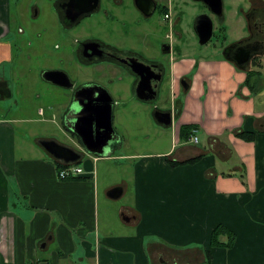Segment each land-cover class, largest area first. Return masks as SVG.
Instances as JSON below:
<instances>
[{
  "label": "crops",
  "instance_id": "obj_1",
  "mask_svg": "<svg viewBox=\"0 0 264 264\" xmlns=\"http://www.w3.org/2000/svg\"><path fill=\"white\" fill-rule=\"evenodd\" d=\"M249 7L236 0L229 15L238 24L245 21L246 32ZM163 11L174 14L181 44L196 50L197 33L185 34L171 4ZM13 20L8 0H0V100L18 92L23 96L5 73ZM218 20L227 27L225 14ZM166 36L172 38L171 30ZM171 51L170 72L165 70L155 97L166 79L170 96L155 108L171 111L172 122L155 118L162 130L154 140L162 148L155 153L118 154L120 139L105 155L77 143L85 151L79 163L83 173L61 179L57 161L37 140L58 138L39 135L47 124L75 138L64 123L73 89L49 82L54 88L46 90L50 98L38 104V116L11 117L1 105L0 264H204L206 252L213 264H264V53L239 68L220 48L215 54L175 56L173 45ZM97 79L115 101L116 129L120 114L141 105L151 108L154 99L136 98L131 72L101 73ZM120 166L125 175L115 177ZM116 186L123 188L121 197L130 192V205H118L107 195ZM220 224L235 234L233 247L211 245Z\"/></svg>",
  "mask_w": 264,
  "mask_h": 264
},
{
  "label": "rangeland",
  "instance_id": "obj_2",
  "mask_svg": "<svg viewBox=\"0 0 264 264\" xmlns=\"http://www.w3.org/2000/svg\"><path fill=\"white\" fill-rule=\"evenodd\" d=\"M235 1L223 0L224 14L228 18L227 27L223 29L218 18L214 14L211 15L214 21L213 38L207 44L200 45L192 37L194 47H197L196 50H193L181 44L177 28L172 33V17L175 16L170 13L172 14L171 20L166 18L163 7L171 4L174 7V13H179L178 18L180 19V23H183L186 29L185 34H192L196 37L194 24L197 16L199 17L202 13H209V8L203 2L195 0H158L159 9L151 16H145L135 5L129 6L128 4H123L119 6V4L115 3L114 12L117 14L116 17L118 19L116 20L115 17L114 21H108L103 16L102 11L105 7L110 6V0H104L100 11L96 12L94 16L105 19L106 24L98 25L95 21L98 18L89 17L78 26L64 29L57 23V16L54 14L51 0H8L11 5L12 19L14 20L11 26L12 32L6 39L12 46V52L10 59L5 62V73L9 84L14 88L23 89V96L18 92L13 93V95L8 96L6 99L4 98V100H0V115L3 113L2 110L6 108L11 117L14 115H20L21 117L38 116L36 115L38 114V104L49 99L50 96L47 95L46 90L51 87L54 88V85L43 80L41 76L43 69L45 67L57 68L61 66L62 64L60 62L65 58V55L59 54V51L65 47V42L67 45H70L71 43H76V40L86 35L92 34L103 37L106 41L117 43L126 49L132 48L137 51H142L148 58L162 63H168V73L170 72L168 68L169 63H171V54L164 51V45L166 44L175 46V56L181 55V53L196 55L202 50L204 54H206L205 52L215 54L213 52L214 48H220L223 51L228 44L236 41L239 42V40H242L248 35V31L246 32V29L243 30L245 21L238 24L230 19L231 5ZM237 1L242 4L244 9H248L250 0ZM38 6L41 9L39 14L37 13ZM180 23L178 27L179 31L181 30ZM116 28L119 30L118 33L114 32ZM169 28L172 33V38L166 37V34L170 33ZM62 37L65 38L64 41ZM41 42L43 46L40 44ZM180 48L181 50H179ZM198 48L200 50H197ZM123 70L126 72L127 69ZM124 76L127 79L128 73L124 74ZM124 84H121L120 88L123 89ZM28 87L31 89L29 91L30 96L26 98L25 90ZM168 96H170V88L169 81L166 79L162 83L160 97L155 98L149 103L151 108H145L143 105L136 106L134 109H130L128 113H123L119 117H116L117 123L119 120V123L116 124L117 129L114 121L112 125H114L116 131H120V134L118 133L120 135L119 139L121 142H124L123 147L114 150L116 153L123 154L125 151L155 153L160 151L162 145L154 142L157 137H160V133L162 132L160 129L161 125L156 123L155 120V104H161V100L164 103V101L168 100ZM17 100L19 103H17ZM60 119L61 115L58 117V120ZM155 124L159 126L157 127ZM43 126L45 125L40 124L38 128ZM39 133L40 136L55 135L58 138L52 139L77 147L76 138L72 139V137L63 135L54 126L47 124L43 131L39 129ZM114 175L115 177H122L125 175V172L120 166L115 169ZM108 177H112V172L108 173ZM129 202L130 192L114 200V203L118 205H130L131 203Z\"/></svg>",
  "mask_w": 264,
  "mask_h": 264
},
{
  "label": "water",
  "instance_id": "obj_3",
  "mask_svg": "<svg viewBox=\"0 0 264 264\" xmlns=\"http://www.w3.org/2000/svg\"><path fill=\"white\" fill-rule=\"evenodd\" d=\"M203 2L217 18L224 16L223 0H195ZM135 6L145 14L151 16L157 9L155 0H135ZM99 5V0H69L67 2L66 23L72 24L81 16L92 13ZM209 13H202L197 16L194 24L195 31L201 45L207 44L214 33V21ZM172 47L168 44L165 52L172 53ZM254 50L248 46H238L234 42L226 46L223 55L233 61L239 68H245L254 57ZM133 72L140 77L135 89L136 98L149 101L155 99L157 90L152 84V79L159 78L155 74L154 66H147L141 62L133 61ZM43 78L61 88H71L73 83L68 74L64 71L48 70L43 74ZM147 80V81H146ZM185 82V81H183ZM182 82V83H183ZM73 88V87H72ZM70 110L64 118L65 127L75 134L81 141L86 152L97 155H105L111 148V142L118 140L113 124V105L115 103L112 95L105 86L86 85L75 90L71 97ZM155 118L165 125L172 122V113L163 112L155 109ZM38 143L55 160L64 164H75L81 162L84 152L74 146L61 143L52 138H41ZM123 188L116 186L108 190L107 195L110 198L117 199L121 197Z\"/></svg>",
  "mask_w": 264,
  "mask_h": 264
},
{
  "label": "flooded vegetation",
  "instance_id": "obj_4",
  "mask_svg": "<svg viewBox=\"0 0 264 264\" xmlns=\"http://www.w3.org/2000/svg\"><path fill=\"white\" fill-rule=\"evenodd\" d=\"M69 0H51L52 8H54V14L57 16V23L61 28H70L80 25L86 18L89 17H96L94 16L96 12H99L101 7L103 6L104 0H99V5L96 9L90 13L81 16L77 21H74L72 24L66 23V16H67V2ZM117 3L120 5L128 4L136 5L135 0H110V6L105 7L102 13L103 16L108 21H114L116 17V13L114 12V4ZM157 9H159L158 3ZM37 7V13H38ZM156 9V10H157ZM211 15V12L209 11ZM247 19V28H248V35L243 38L242 40L236 41L238 46H248L253 48L254 50V57L259 56L261 53H264V4L259 2V0H255L250 3L249 10L244 14ZM98 18V17H96ZM118 17H116V20ZM96 24L103 25L106 24L105 19L98 18ZM176 29V19L172 20V33ZM119 30L116 28L115 33H118ZM62 35V34H61ZM167 37V36H166ZM64 37L62 40L64 41ZM44 42V41H42ZM42 44L43 46V43ZM46 45V43L44 42ZM173 50V45L170 44ZM168 44L164 45V51L167 49ZM60 48V44H59ZM56 52V51H55ZM61 55H65V58L60 62L62 65L58 66L57 68H47L45 67L42 71V78L45 71L48 70H57V71H64L68 74L70 81L73 83V88H65V89H73L72 96L75 93L76 89L84 87L86 85H101L98 82V75L101 73H112V72H124L122 69H127L126 72H131L134 77V90L136 89L138 82L140 81V77L136 75V72H133V61L141 62L147 66H154L155 74L160 76L159 78L152 79V84L155 86L157 93L160 90L161 82L165 78V70H167L168 63H162L152 58H148L147 55L142 51H137L135 49L129 48L126 49L118 45L117 43H113L110 41H106L103 37L96 36V35H86L81 39L76 40V43H71L67 45L65 42V47L59 51ZM58 53V52H57ZM253 57V58H254ZM248 65V64H247ZM87 76L89 77H81ZM79 77L82 79H86V82H81ZM43 80H45L43 78ZM47 81V80H46ZM147 81V80H146ZM49 82V81H47ZM78 82L79 88H76V84ZM72 99V98H71ZM77 140L78 146L84 149L83 144L77 138V136L71 133ZM116 141L111 142V148ZM76 147V146H75ZM78 148V147H76Z\"/></svg>",
  "mask_w": 264,
  "mask_h": 264
},
{
  "label": "trees",
  "instance_id": "obj_5",
  "mask_svg": "<svg viewBox=\"0 0 264 264\" xmlns=\"http://www.w3.org/2000/svg\"><path fill=\"white\" fill-rule=\"evenodd\" d=\"M193 160L190 159V160H187L186 162H183V163H190L191 161L193 162ZM170 162L173 166L179 164L178 161H170ZM57 163L61 169L66 166V164H63L59 161H57ZM224 237L226 238V240L222 239ZM234 237H235V234L231 230H229L226 226H224L222 224L216 225V227L214 228V230L211 233V238H210L211 239V245L213 247L231 248L235 244L236 238H234ZM204 264H213L212 258H211V255L209 252H206V261Z\"/></svg>",
  "mask_w": 264,
  "mask_h": 264
},
{
  "label": "built area",
  "instance_id": "obj_6",
  "mask_svg": "<svg viewBox=\"0 0 264 264\" xmlns=\"http://www.w3.org/2000/svg\"><path fill=\"white\" fill-rule=\"evenodd\" d=\"M165 17L171 20V14L170 13H167L165 15ZM191 139L194 142H197L198 141V137L196 135H193L191 137ZM82 173H83V168L81 167L80 164H74V165L73 164H69V165H66L64 168H62L61 170H59L58 176L61 179H67V178H75V177H78Z\"/></svg>",
  "mask_w": 264,
  "mask_h": 264
}]
</instances>
